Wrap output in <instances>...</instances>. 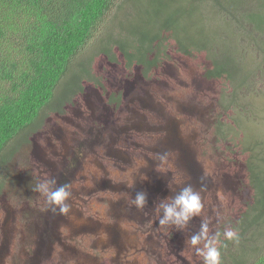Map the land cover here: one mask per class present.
<instances>
[{
	"label": "rangeland",
	"instance_id": "rangeland-1",
	"mask_svg": "<svg viewBox=\"0 0 264 264\" xmlns=\"http://www.w3.org/2000/svg\"><path fill=\"white\" fill-rule=\"evenodd\" d=\"M255 1L246 0L247 7H253ZM125 8H131V4ZM114 14L115 11L111 17ZM132 14L131 9L123 10L118 19ZM109 25L108 18L101 30ZM117 25L118 20L113 25L114 31ZM101 35L82 50L79 64L89 61ZM174 58L173 53H167L161 66L153 69L148 77L142 74L140 66L126 69L119 56L117 64H110L102 57L92 60L90 76L73 89L74 94L66 99L63 109L45 110L41 114L43 123L35 133L16 138L9 144L0 157V264H179L184 260L192 261L183 249L168 257L158 246L153 248L154 245L146 241L150 232L139 223L140 216L153 223L156 219L151 212L152 194L161 195L158 189L165 187L167 192L164 191L161 199H169L187 184L189 176L183 171L182 163L178 164L177 156L187 149H195L197 152L206 150L205 175L219 187L217 191L204 194L206 203L198 219L208 222L216 202L223 201L230 191V183H234L233 177L228 181L224 176L231 167L227 152L234 159L237 156L242 159L243 154L236 153L243 141L241 127L225 114L220 121L227 139L223 138L215 152L205 134L217 133L219 113L214 110L218 108L221 88L217 86L215 94H204L207 86L190 84V73L198 77L200 67L205 64L199 57L194 62L181 58L173 76ZM260 58L255 64L264 66ZM71 75L74 80L82 78L79 71ZM180 78H185L188 86L180 85ZM165 79L171 90L158 85ZM69 83L70 79L62 81L56 90L57 97ZM256 89L259 95L251 96L247 104L249 111L258 116L256 122L251 121L249 125L253 129L264 126V75ZM116 96L117 106L112 107L107 102ZM237 120H240L238 116ZM197 122L202 126L210 123L206 127L210 130L202 132ZM190 123L194 125L188 126ZM263 135L258 140L264 139ZM129 173L134 176L135 186H140L137 189L148 194L146 208L139 210V214L133 212L134 188L126 186ZM59 174L65 178L73 174L69 185L72 208L68 215L52 212L47 199L32 190L40 180L55 178L57 181ZM141 174L146 175L147 180L142 179ZM234 195L238 199V194L234 192ZM231 222L232 218H228L225 223ZM263 228L264 225L260 227ZM257 234L258 230L248 232L249 236ZM188 243L186 240L185 244Z\"/></svg>",
	"mask_w": 264,
	"mask_h": 264
},
{
	"label": "trees",
	"instance_id": "trees-1",
	"mask_svg": "<svg viewBox=\"0 0 264 264\" xmlns=\"http://www.w3.org/2000/svg\"><path fill=\"white\" fill-rule=\"evenodd\" d=\"M127 4L131 8H125ZM128 9L133 14L118 19V14ZM114 11L116 14L111 17ZM108 18L110 25L103 31ZM99 34L101 38L94 44L89 61L79 64L82 50ZM170 52L175 57L173 76L181 58L192 62L203 59L205 64L198 77L190 73V84L207 86L204 94H215L216 87L221 88L218 108L214 110L219 113L217 133L205 134L215 152L223 138L227 139L220 121L225 114L241 127L243 143L236 154L243 157L234 159L227 152L231 167L224 174L228 181L233 177L234 183H230L228 195L222 196L223 201L216 202L215 211L208 215L209 234L221 232V264H264V228L260 229L264 225V139L258 140L264 126L249 127L258 116L247 107L251 96L259 95L256 86L264 75V66L255 64L260 57L264 60V0H256L251 8L246 0H0V157L16 138L38 130L43 123L42 112L63 109L66 99L74 94L73 89L90 76L92 60L102 57L117 64L119 56L126 69L140 66L142 74L148 77ZM74 71H79L82 78L74 80ZM64 79H70V83L57 97L56 90ZM180 81V85L188 86L185 78ZM158 85L171 90L166 79ZM117 101L116 96L107 103L116 107ZM209 124L202 126L197 122L202 132ZM204 156L207 157L206 150L195 149L177 156L178 164L182 163L189 176L187 184L200 191L203 205L205 193L219 190L205 175ZM72 177L73 174L69 178L59 174L57 185H70ZM137 188L140 186L134 187V193L141 191ZM158 190L162 194H152L150 198L156 220L151 223L143 216L139 219L150 232L146 241L168 257L175 256L179 249L188 252L192 261L179 264H203L195 248L185 244L200 230L203 221L195 216L184 229L161 226L157 206L164 200L161 197L167 188ZM133 212L140 213L135 206ZM228 218H232L229 225L225 223ZM226 228L236 231L235 240L223 237ZM257 230L256 237L248 235Z\"/></svg>",
	"mask_w": 264,
	"mask_h": 264
},
{
	"label": "clouds",
	"instance_id": "clouds-1",
	"mask_svg": "<svg viewBox=\"0 0 264 264\" xmlns=\"http://www.w3.org/2000/svg\"><path fill=\"white\" fill-rule=\"evenodd\" d=\"M163 159V157H161ZM139 170L137 169V172ZM141 178L147 180V176L141 174ZM128 188L135 187V179L129 173ZM43 195L49 204L52 212H59L61 215H68L71 211L69 200L72 197L70 186L57 185L55 178L38 181L32 189ZM148 203V194L145 191H137L132 204L137 210H143ZM204 207L200 191L195 190L191 184L180 189L173 197L161 200L157 208L161 213L159 224L161 226H175L184 229L193 217L198 216ZM226 240H235L237 233L232 228H226L223 233ZM221 232L209 234L207 222H202L200 230L191 235L189 243L195 248L196 255L203 258V264H221ZM203 244L202 247L198 245ZM222 246V245H221Z\"/></svg>",
	"mask_w": 264,
	"mask_h": 264
}]
</instances>
